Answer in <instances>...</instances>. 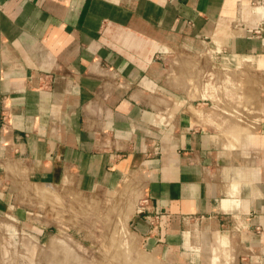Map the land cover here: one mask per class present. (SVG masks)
<instances>
[{
  "label": "crops",
  "instance_id": "obj_1",
  "mask_svg": "<svg viewBox=\"0 0 264 264\" xmlns=\"http://www.w3.org/2000/svg\"><path fill=\"white\" fill-rule=\"evenodd\" d=\"M262 19L264 0H0V214L23 218L22 184L128 189L160 263L264 264ZM241 100L254 127L223 113Z\"/></svg>",
  "mask_w": 264,
  "mask_h": 264
},
{
  "label": "rangeland",
  "instance_id": "obj_2",
  "mask_svg": "<svg viewBox=\"0 0 264 264\" xmlns=\"http://www.w3.org/2000/svg\"><path fill=\"white\" fill-rule=\"evenodd\" d=\"M174 55L176 73L182 55ZM20 194L23 218L0 214V264H162L132 225L143 198L128 189L83 193L34 183Z\"/></svg>",
  "mask_w": 264,
  "mask_h": 264
},
{
  "label": "built area",
  "instance_id": "obj_3",
  "mask_svg": "<svg viewBox=\"0 0 264 264\" xmlns=\"http://www.w3.org/2000/svg\"><path fill=\"white\" fill-rule=\"evenodd\" d=\"M252 32L254 34H261L264 32V19H262L256 24ZM223 113H225L226 115L230 117H234L237 121L245 125H248L250 127H254L256 124L255 121L251 119L252 118L251 115L254 114V110H252L247 104L243 103L242 100L241 102L237 103V105L235 106L224 107ZM156 149L157 147L155 146L153 150L155 151ZM141 203L142 204L135 211L132 225L135 223L134 222L135 220H143L148 225L149 231L151 232L156 231L158 228L159 219H160L159 213L155 211L154 213L144 215V212L147 210V206H148L147 199L144 198ZM184 219L186 220L187 223H190V224H193V223L195 224L197 220V218H192L191 216H186ZM134 228H135V225H134Z\"/></svg>",
  "mask_w": 264,
  "mask_h": 264
},
{
  "label": "bare ground",
  "instance_id": "obj_4",
  "mask_svg": "<svg viewBox=\"0 0 264 264\" xmlns=\"http://www.w3.org/2000/svg\"><path fill=\"white\" fill-rule=\"evenodd\" d=\"M44 190H45V191H47V193H48V194H50V195H52V194H53V192H52V193H50V192H49V190H47L46 188H44ZM44 195H45V194H44ZM53 195H54V194H53ZM58 240H59V239H58ZM61 242H63V241H61ZM52 243H53V242H52ZM64 244H65V243H64Z\"/></svg>",
  "mask_w": 264,
  "mask_h": 264
}]
</instances>
